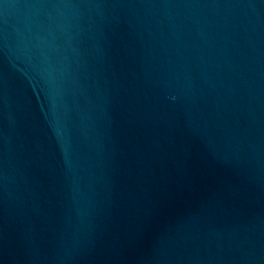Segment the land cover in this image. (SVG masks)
I'll return each instance as SVG.
<instances>
[{
  "label": "water",
  "instance_id": "1",
  "mask_svg": "<svg viewBox=\"0 0 264 264\" xmlns=\"http://www.w3.org/2000/svg\"><path fill=\"white\" fill-rule=\"evenodd\" d=\"M0 264H264V0H0Z\"/></svg>",
  "mask_w": 264,
  "mask_h": 264
}]
</instances>
